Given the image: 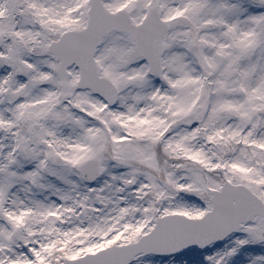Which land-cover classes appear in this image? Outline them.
Segmentation results:
<instances>
[{
    "label": "snow or ice",
    "instance_id": "snow-or-ice-1",
    "mask_svg": "<svg viewBox=\"0 0 264 264\" xmlns=\"http://www.w3.org/2000/svg\"><path fill=\"white\" fill-rule=\"evenodd\" d=\"M0 264H264V0H0Z\"/></svg>",
    "mask_w": 264,
    "mask_h": 264
}]
</instances>
